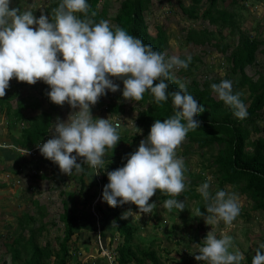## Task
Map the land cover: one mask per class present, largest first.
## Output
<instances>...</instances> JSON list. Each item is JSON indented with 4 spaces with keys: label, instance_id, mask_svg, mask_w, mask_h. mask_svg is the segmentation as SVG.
<instances>
[{
    "label": "clouds",
    "instance_id": "obj_1",
    "mask_svg": "<svg viewBox=\"0 0 264 264\" xmlns=\"http://www.w3.org/2000/svg\"><path fill=\"white\" fill-rule=\"evenodd\" d=\"M90 7L88 0H61L52 10L50 22L47 15L36 18L32 11L21 12L13 7L12 0H0V97L5 96L13 78L28 85L40 81L50 89V102L78 109L67 121L56 119L51 138L39 146V151L68 176L73 170L83 172L86 163L95 169L91 178L103 166L106 150H113L120 141L118 123L91 116V107L100 97L119 90L113 80L122 81L125 100L139 101L145 92H150L156 104L161 105L170 95L174 115L162 122L155 120L147 138L140 141L124 166L107 173L102 198L109 207L132 204L139 213L150 214L156 207L149 203L150 198L159 191L172 197L164 201V208L183 211L184 201L175 198L186 189L185 162L177 156V149L189 131L200 127L194 117L204 108L171 72L174 68L187 69L192 58H166L125 29H113L107 20L95 22V12L89 15ZM168 80L178 84L179 90L169 93ZM210 87L220 101L234 110L237 119L247 118L246 106L240 94L233 93L230 80ZM135 130L136 134L142 132ZM78 157L82 163H77ZM197 191L207 202L204 213L197 210V216H203L207 225L218 221L231 225L240 214L236 193L218 190L212 195L208 181ZM134 215L129 209L122 218ZM233 248L231 236L222 234L217 238L210 231L194 258L206 264H241L245 256ZM251 264H264V244L255 251Z\"/></svg>",
    "mask_w": 264,
    "mask_h": 264
},
{
    "label": "rangeland",
    "instance_id": "obj_2",
    "mask_svg": "<svg viewBox=\"0 0 264 264\" xmlns=\"http://www.w3.org/2000/svg\"><path fill=\"white\" fill-rule=\"evenodd\" d=\"M120 1L122 0H99L97 8L103 7L108 16H113ZM177 1L184 7L190 5V0H149L143 12L147 31L150 35L156 33L157 27L162 29L166 38L163 51L166 58L175 55L185 58L191 56V58L198 59L192 63V66H189L186 74L174 68L171 75L186 86L191 81L201 84L204 79L210 82L212 80L227 79L232 83H238L240 80L239 75L230 73L229 64L225 60V57L228 56V53L236 44L237 32L232 31L229 33L227 29H223L221 36L216 35L217 41L227 45L223 53L209 44L199 47L184 43L182 38L187 29L215 31L216 26H211L205 20L188 19L181 13ZM229 2V0L218 1L217 9H225L235 13L239 31L245 32V35L249 37L254 36L258 40H264V0L237 1L239 5H232ZM47 3L48 0H12L13 7L20 9L21 12L32 11L36 18L45 15L43 9ZM203 3L205 2H201V6L198 7L199 13L203 10L205 5ZM241 5L244 7L243 10L239 9ZM215 42V39L211 40V44ZM245 74L252 81H255L259 75L264 76V57L256 54L255 63L245 68ZM113 82L119 85V90L115 93L108 91L100 97L98 102L91 107V116L94 119L108 118L111 123L117 122L120 125L117 129L119 136L125 134L126 137L135 138L127 146L121 144L118 147L115 146L113 150H106L103 165L114 162L121 151L134 152L137 150L140 141L146 139L149 134V132L136 134L135 128L137 127L134 124L135 118L145 110L147 104H135L125 100L122 97V81L114 79ZM43 89V82L38 81L35 85H28L17 82L13 78L6 90L5 97L9 111L19 104L24 106L36 102L37 107L34 110L29 107L22 110L25 117H33L40 112L49 113L48 140L53 134V124H55L56 119L67 121L69 115L74 111H78V109H72L67 103L63 106L55 104L52 106L53 103L50 104L49 98L40 93ZM119 91L120 94H118ZM239 94L245 102L244 105L247 106L246 88H239ZM211 96L217 98L215 93H211ZM109 100L113 103H122V111L111 114L107 106ZM1 107L0 145L5 147L11 145V137L16 138L18 131L26 127L27 123L15 122L10 125L9 120L5 117V105ZM262 121H264V110L261 121L256 122L258 127H260ZM13 151L16 154L11 156L10 162H6L8 159H4L0 152V264L21 263L25 254L21 251V259L11 262L7 245L19 233L23 239H26L28 229H35L40 223L43 224L44 230L40 234H35V243L43 246L45 242H49L51 247H56V241L60 239L62 234L59 214L61 213L63 200L68 201V204L75 207L77 222L74 228L78 229L77 234L72 236L69 243L71 258L67 264H113V249L120 238H117L114 231L110 230L102 241L98 237V227L95 231L90 227L91 209L99 207V209L105 211L106 202L102 196L100 195L95 203L94 195L91 198L79 195L78 173L73 170L71 176L63 174L57 165L55 167L49 165L47 163L49 160L45 159L40 152H32L31 150L33 154L27 155L29 153H22L20 152L21 149L20 151ZM213 154V149H200L196 143L187 142L186 140L177 149V156L182 157L185 162V191L188 190L198 194L197 197L189 198L183 196L182 192L178 197H175L179 201H184L185 210L180 212L176 209L171 212L168 211L163 204L166 199L172 197L159 191L150 198L149 203L156 204L150 214L139 213L138 210H132V206L129 205L122 208V216L129 209L136 214L126 218L127 222L137 227L133 244L141 247L150 244L165 264H206V262L195 260L194 257L199 254V248L203 246V240L210 231L215 233L217 238H220L222 234H227L233 238L234 248L232 250L238 249L245 256V260L241 264H245L246 258L253 255L257 248L264 244V213L252 210L251 202L240 191L239 186H221L218 184L214 167L210 165ZM6 168L16 172H13V174L6 173ZM86 169H84V172L85 170L88 172L83 177L85 187L90 185V174L94 173L92 169L88 167ZM92 177L95 178L96 176L93 175ZM205 181L210 183L212 195L218 190L237 194L240 214L231 225L225 224L223 221L207 225L203 216H197V210H200V206L203 205V210H200L202 213H204L207 206V202L197 191L198 187ZM96 186L93 189L89 187L88 193L93 192V194H96ZM68 193L72 194L71 201L68 199ZM39 213H41V216H39ZM205 215L208 214L205 212ZM24 217H31L33 220L29 221L21 230L18 222L24 225ZM112 236L113 238H111Z\"/></svg>",
    "mask_w": 264,
    "mask_h": 264
},
{
    "label": "trees",
    "instance_id": "obj_3",
    "mask_svg": "<svg viewBox=\"0 0 264 264\" xmlns=\"http://www.w3.org/2000/svg\"><path fill=\"white\" fill-rule=\"evenodd\" d=\"M203 1L205 5L201 13H199L198 7L201 6L200 4ZM218 1L223 0H190V5L187 7L181 6L179 1H177L181 13L188 19H201L205 20L211 26H216L215 31L187 29L182 40L184 43L199 47H204L209 44L223 53L227 45L217 41L216 35L221 36L223 29H227L229 33L232 31L237 32L236 44L230 50L228 56L225 57V60L229 64L230 73L238 74L240 77L238 83H232L233 93H239V88L241 87L246 88L248 98L246 106L247 118L243 120L237 119L233 114L234 110L232 108L226 106L218 98L211 96V93L214 92L211 90L210 84L219 83L220 81L212 80L210 82L204 79L201 84L191 81L186 86L187 91L197 99L198 103L204 108V111L194 117V119L200 122V127L194 131H189L185 140L196 143L200 149H213L214 154L210 159V165L214 167L218 184L221 186H239L240 191L251 202L252 210L264 213V121H262L260 127L256 124L257 121H261L264 110V76L259 75L255 81H252L245 74V68L255 63L256 54L264 57V40H258L254 36L249 37L245 35V32L239 31L235 20V13L225 9H217ZM229 1L232 5H239L237 1L244 2L245 0ZM98 2L99 0H88L91 6L89 15L91 12H95L96 15L93 17L95 22H99L100 20L110 21L113 29L117 26L123 28L130 35L142 39L145 44L151 45L153 50L163 53L166 38L162 29L157 27L156 33L150 35L144 21L143 12L149 0H122L113 16H108L103 7L97 8ZM60 3L61 0H48L46 7L43 9V13L49 17L50 22L53 18L52 10L58 7ZM239 9L243 10V5ZM214 39L216 42L211 44V40ZM179 57L182 60L186 59L182 56ZM196 60L198 59L193 57L189 66H192V63ZM189 66L187 69L179 68L178 71L186 74ZM165 82L169 84L167 90L169 93L179 90V85L172 80ZM43 88L40 93L48 97L47 93L50 89L44 83ZM118 94H120V91ZM240 99L245 103L241 97ZM128 101L135 104H147L145 110L137 115L134 122L135 126L142 130L143 134L150 131L155 120L159 119L162 122L163 119L170 118L175 113L170 95L168 100L162 102L161 105L156 104L155 98L150 92H145L143 99L139 101ZM7 104L6 97H0V107L5 105V117L9 120L10 125L15 122L27 123L26 127L18 131L16 138L11 137L12 147L15 149L30 150L37 143L47 140L50 126L49 113L40 112L33 117H25L22 114V110L28 107L34 110L37 107L36 102L24 106L19 104L10 111ZM51 105L53 106L54 104ZM107 106L111 114H117L123 108L122 103H113L110 100L107 102ZM134 138L131 139L123 134L120 136V141L116 147L121 144L127 146ZM0 152L4 159H8L7 161L11 159V156L16 154L12 148H3L0 149ZM131 153L133 152L129 150L121 151L114 162L100 167L98 176L96 177V180L99 182V196H102L104 186L108 183L107 173L123 167L127 162V157ZM47 163L52 167L56 166L50 160ZM77 163H82V160L77 158ZM86 167L88 166L84 163L83 168L86 169ZM5 170L9 174L16 172L15 170H9V168ZM86 170L85 172L78 173V194L86 198H91L95 194L93 192L88 193L90 190L89 187L93 189L97 184L95 178L91 176L90 185L87 187L84 186L85 179L83 177L88 172ZM182 195L189 198L198 196V194H194L188 190L183 192ZM68 197L71 201L72 194L68 193ZM83 202L85 203L84 200ZM128 205L132 206V210H138L132 204H124L113 208L105 203V211H102L99 207H95L97 214L100 216L95 221L94 216L90 213L91 229L95 231L98 227V237L102 241L110 230H113L117 238H120V241L113 249V264H165L151 248L150 244L146 247L133 244L137 227L122 218L121 214L122 208ZM200 210H203V205L200 206ZM39 216H41V213H39ZM32 220L31 217H24V225L18 222L20 229L22 230ZM59 221L62 224V234L60 239L56 241L55 248L51 247L49 242H45L43 246L35 243V234H40L44 230L43 224L40 223L35 229H28V237L26 239H23L19 233L7 245L11 262L20 260V253L22 251L25 257L20 264H67L71 258L69 243L72 236L77 234L76 231L78 229L74 228L77 222L75 207L68 204L66 200L62 201ZM253 255L246 258L245 264H251Z\"/></svg>",
    "mask_w": 264,
    "mask_h": 264
},
{
    "label": "built area",
    "instance_id": "obj_4",
    "mask_svg": "<svg viewBox=\"0 0 264 264\" xmlns=\"http://www.w3.org/2000/svg\"><path fill=\"white\" fill-rule=\"evenodd\" d=\"M113 124H117V122H114ZM46 141H42V142H39V143H37L36 145H34L30 150H22L21 149V151H20V149H15L14 147H12L11 145H9V146H5V147H3V146H1L0 145V148H12L13 150H18V151H20V152H24V153H29V154H27V155H30V154H33V153H31V150H32V152L34 151V152H40L39 151V146L40 145H42L43 143H45ZM73 155H75V153H73ZM79 158V157H78ZM81 160H82V158H80ZM89 166V165H88ZM89 168H90V166H89ZM90 169H92V168H90ZM93 171H95V169H92ZM96 177L98 176V174H96L95 175ZM96 177H95V180H96ZM96 184H97V193H96V195H95V197H94V202L96 203V201H97V199L99 198V182H98V180H96ZM92 209H94V210H92ZM91 209V214L94 216V218L96 219V221H97V219L99 218L98 217V214H97V212H96V210H95V208H92Z\"/></svg>",
    "mask_w": 264,
    "mask_h": 264
},
{
    "label": "crops",
    "instance_id": "obj_5",
    "mask_svg": "<svg viewBox=\"0 0 264 264\" xmlns=\"http://www.w3.org/2000/svg\"><path fill=\"white\" fill-rule=\"evenodd\" d=\"M6 162H10V161H6Z\"/></svg>",
    "mask_w": 264,
    "mask_h": 264
}]
</instances>
